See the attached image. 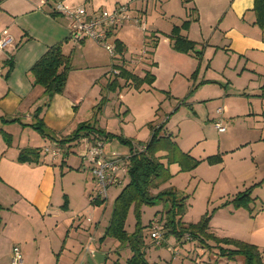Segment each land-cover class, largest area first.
I'll list each match as a JSON object with an SVG mask.
<instances>
[{"label": "rangeland", "instance_id": "obj_1", "mask_svg": "<svg viewBox=\"0 0 264 264\" xmlns=\"http://www.w3.org/2000/svg\"><path fill=\"white\" fill-rule=\"evenodd\" d=\"M193 1L181 0L182 4L187 6ZM181 2L179 0H169V2L148 0L147 3L144 1L143 5L147 4V10L144 12H137V7H135L141 2L131 3V7H128L131 18L119 26L116 32V35L123 38L125 42L124 51L122 54L117 53L118 55L114 58L104 46L94 41L99 47V50L96 49V55L97 61L101 63L98 65L101 67L82 70L84 72H81L82 77L71 80L73 85L81 83L82 86L84 84L81 88L84 100L79 106L80 115L85 117L83 119L91 121L93 125L115 135L105 139L101 137L103 151L106 155L122 156L123 161L131 153L132 148L137 147L141 142L148 141L151 134L148 126L150 121L154 126L164 123L159 134H170L182 150L191 151L189 154L196 158L201 155L219 153L224 159L223 165L221 162L216 164L202 162L194 170L179 171V167L174 166L176 163L170 164L169 170L172 176L161 184L159 189L174 187L178 197L186 196L184 212L181 215V220L185 224L195 223L205 215H209V233L217 237H228L233 234L244 235V241L258 247L256 241H264V227L255 228L254 217L251 216H254L258 206H264V184L260 182L264 167L252 158L249 145L245 147L244 143L248 138L255 139V134L260 130L256 128H264V98L254 94L259 89L255 84L246 86L251 79L257 81L259 76L252 72H241L240 66L236 70L224 69L225 57L217 54L209 60L210 57L206 55L199 81L194 83L196 79L195 72H193L195 57L188 54L187 58L174 55L166 34L173 23L177 25L180 22L179 16L182 17V21L189 17V10L186 17L187 9L184 7L181 9ZM200 2L203 10L205 7H212L213 10L217 9L219 15L222 16L228 0H200ZM211 10L209 9L208 12ZM210 16L207 12L204 16L203 30L206 35L211 34L209 32ZM190 17H192L191 14ZM219 19L220 17L216 19V22ZM190 23L186 30L189 32V37L198 39L199 28ZM3 35L6 34L0 33V36ZM157 37L159 38L154 41ZM69 39L78 42L70 37V32ZM113 40L112 37L108 39L114 46ZM203 47L204 44H196L198 50L203 51ZM209 48L214 50V47ZM86 50L79 48L76 52V59L83 55V52H87ZM191 54L194 55V51ZM86 55L91 56L90 53ZM143 55H146L147 62L141 61L144 59ZM152 61H154L153 64ZM208 62H211L209 67ZM115 63L125 68L137 65L147 67L145 69L156 75V87L150 90H138L131 85H126L125 78L116 75L119 68L112 66ZM206 68L205 77L210 80H201ZM100 69L106 71L103 74L106 77L96 82L93 87L87 84L86 80L96 75ZM145 71L141 72L145 73ZM261 77H264V72L261 73ZM114 79L117 82L111 84ZM196 84L197 87L203 84L209 88L220 89H224L222 85L230 86L234 92L233 95L227 97L220 95V98L215 92L212 99L206 101H195L191 97L188 99L196 89ZM192 88H194L193 91H191ZM201 97L203 96H199V99ZM218 107L224 111L216 116L215 111ZM195 110L198 115L195 114ZM212 116L216 117L215 120L211 119ZM218 117H222V125L225 127L223 132L215 128L214 122L218 121ZM10 119L18 120L6 122L0 117V154L18 156L25 147L38 148L41 158L44 157L49 164L55 163L53 167L58 172L57 190H60L62 185L63 192L72 194L70 196L72 199H70L78 203L76 197H83L84 182L88 181L90 187L95 186L92 197L97 196L95 181L90 177L91 171L83 167L79 169L80 160L86 164L83 153L86 145L90 144L89 139L80 140L69 147L66 155L62 154L65 148L58 147L61 155L55 161L50 153L44 152L46 146L55 147L54 141L47 136H42L31 124L32 119L20 120V117ZM79 144L83 145L82 149ZM253 144L250 145L253 146ZM161 153L163 152H158L159 155ZM63 157L66 163L62 162ZM162 160L167 163L166 159ZM62 163L63 174L60 172ZM127 181L128 177H125L121 183L111 185L108 188L106 200L96 205V215L98 216L100 211L103 218L92 247L106 253L107 258L103 264H113L115 260L124 264L126 258L131 256L130 249L125 248L126 245L113 237L107 236L102 239V242L99 241L111 218L114 200ZM246 189H250L253 200L248 208L235 209L228 201L232 200L238 192ZM155 191L157 190L153 192ZM0 196H2L1 193ZM87 196H89L88 192L85 197ZM169 204V200H157L154 204L142 205L139 217L135 215L133 208H130L127 213L125 229L128 233L135 230L138 222L142 226L143 250L148 262L152 264L243 263L244 259L241 255H235L233 258L229 255H220L219 248L213 241L203 244L201 240L189 239L185 234L178 238L174 233H169L164 237L162 226ZM81 212L86 217L89 214L88 210ZM6 215L4 213L3 217ZM153 224L163 236L160 244H157L150 235ZM258 249L264 256V245ZM5 250L6 242L0 241V264H5Z\"/></svg>", "mask_w": 264, "mask_h": 264}, {"label": "crops", "instance_id": "obj_2", "mask_svg": "<svg viewBox=\"0 0 264 264\" xmlns=\"http://www.w3.org/2000/svg\"><path fill=\"white\" fill-rule=\"evenodd\" d=\"M137 1L141 2L139 6H135L137 12L147 10V4L143 5V2L147 3L148 0ZM137 1L0 0V33L3 32L12 38V44L5 50L0 51V117L7 119L20 117V120L32 119L34 122L36 116H38L54 138L60 139L63 136L72 134L80 123L87 120L83 119L85 117L80 115L79 110L80 103L84 100V95L81 93L84 84L82 86L81 83L80 85L78 83L73 85L71 80L72 78L82 77V73H84L82 70L86 69L87 71V69L101 67V65H98L101 63L97 61L96 55V49L99 50V47L90 38H84L78 42L69 39V20L55 11V5L61 2L68 8L83 7L89 15H95L102 10L112 11L118 5L124 3L129 4L131 7V3ZM167 1L169 2V0ZM179 1L181 2V0ZM180 7L181 9L183 7L187 9L185 11L186 17L189 10L187 19H191L190 25L199 28L200 36L198 39L190 38L188 31H182V33L196 44H204L200 59L188 53L189 56L195 57L193 72H195L196 79L194 83L199 81V75L205 63V56H209V60H212L218 54L226 58L223 65L224 69L236 70L240 66L241 72L258 74L257 81L251 79L246 86L255 84L256 88L259 89L254 94L264 98V77H261V73L264 72V29L254 24L253 0H228L224 6L222 16L219 15L217 9L213 10L212 7H205L203 10L200 0H194L189 6L183 5L181 2ZM209 9L212 10L208 12ZM206 12L211 15V21L209 22L210 35H206L203 30ZM190 14L192 17H190ZM195 17L196 19L193 20ZM216 17H220L218 22H216ZM178 18H180V22L177 25L182 22V17L179 16ZM173 25H176V23H173ZM118 28L120 27L112 30L109 38L118 39L125 45L123 38L121 39L116 35ZM169 32L166 34L168 35ZM114 40L113 44L115 46ZM58 42L62 43L63 54L69 56L72 69L68 74L64 91L60 94H54L48 100L43 88L39 85H33L29 69L46 52L49 46ZM209 47H214V50ZM79 48L87 49V52H83L84 54L76 59V52ZM173 51L174 55L184 58L189 57L185 53ZM150 52L153 53V51ZM86 53H90L91 56L89 57ZM10 55H13V67L8 77L5 78V74L9 69V65L5 62ZM142 57L144 59H141V61L147 62L146 55ZM153 63L154 61H152ZM210 63L208 62V67ZM145 68L147 67L143 65L142 67L137 65L132 68L126 66V69L139 76L145 74L141 72L143 70L151 72ZM207 68L201 80H210L205 77ZM104 73L106 71L100 69L96 75L90 76L86 83L91 84L93 87L96 82L106 77L103 75ZM151 73L155 78L153 83L149 86L143 84L140 89L150 90L152 87H156V75L153 72ZM202 85L197 87L196 84V89L192 88L191 91L193 89L194 91L188 99L191 97L195 101H206L212 99L215 92H217L216 96L218 94L219 98L220 95L227 97L233 95L234 92L230 86L222 85L224 89H220ZM199 96L203 97L199 99ZM47 101L48 104H46ZM38 107H41V109L37 114L35 110ZM194 112L197 114L196 110ZM215 114L218 116L216 111ZM215 118L214 116L211 117L213 120ZM218 118L222 119V117ZM256 129L260 130L255 134V139L248 138L244 146L249 145L252 158H255L256 162L264 167V128ZM95 137L101 139L102 136L86 135L80 137L78 141L84 139L91 141V138ZM56 139H53L54 143H56ZM251 143H254L253 146L250 145ZM79 146L82 149L83 145L79 144ZM184 152L190 153L191 151L186 150ZM161 154H164V152ZM14 155L0 154V193L2 194L0 196V241L6 242L5 264L10 262L14 245H18L22 250L23 264H90L88 258L92 257L95 252L105 254L101 263L103 264L107 258L106 253L92 247L103 218L100 211L98 216L96 215L97 206L91 203L95 186L90 187L89 182L85 181L84 195L83 197H76L78 203H74L70 197L72 194L69 195L63 192L62 185L60 190H57L58 172L53 167L55 163L49 164L44 157H40L38 163L19 162L17 156ZM59 156L54 160L56 161ZM207 156L201 155L197 159H204ZM221 159V163L224 162L222 157ZM62 161L66 163L64 158ZM162 162L165 163L163 160ZM202 162L206 161L203 160ZM62 165L60 164V169ZM174 166L179 167L177 164H174ZM82 167L83 169H89L88 165L80 160L79 169H82ZM63 171L64 169L60 170L62 174ZM261 176L260 182L264 184V172L261 173ZM90 177L93 179L91 173ZM87 192L89 196L85 197ZM85 210L89 211L87 217L83 216L81 212ZM255 211L254 216H251L254 217L255 228L264 227V206H258ZM4 213L7 215L3 217ZM228 237L245 240L244 235L240 234H233V236ZM99 241L102 242V237ZM256 244L260 248L264 245V241H256ZM124 247L129 249L127 245ZM262 259H264V256H262ZM93 264L97 263L94 262Z\"/></svg>", "mask_w": 264, "mask_h": 264}, {"label": "trees", "instance_id": "obj_3", "mask_svg": "<svg viewBox=\"0 0 264 264\" xmlns=\"http://www.w3.org/2000/svg\"><path fill=\"white\" fill-rule=\"evenodd\" d=\"M126 5L129 7V4L126 3ZM252 10L255 14L254 24L264 29V0H253ZM195 19L196 17L193 18V20ZM190 21L191 19H186L179 25H173L168 37L173 50L185 54L194 51V56L200 59L202 50L196 49V43L182 33V31L187 30ZM114 43V50L116 51L112 56L113 58L116 57V53L122 54L124 50V45L121 41L116 39ZM5 63L9 65V69L5 74V78H7L13 67V55L8 56ZM112 66L119 68L116 75L123 76L126 83L138 90L143 84L151 85L155 79L154 75L149 71L145 72L143 76H139L123 66L116 64ZM71 69L70 58L63 54L62 43L58 42L48 47L46 52L32 64L29 72L33 79V85L41 86L49 100L54 94H60L64 91ZM115 82H117L116 79L112 80L111 84ZM48 103L47 101L46 104ZM40 109L41 107H38L35 112L38 114ZM2 119L6 122L18 120L3 117ZM31 124L42 136H47L52 140L56 139L46 129L38 116ZM148 126L151 131L150 138L147 142L139 144V146L144 147L143 150L132 148L131 153L128 155L125 174V177H128V181L114 200L111 218L102 239L110 236L129 247L131 256L126 258L124 264H152L145 259L143 250L144 239L140 222L137 223L132 233H128L125 229L126 216L130 208H133L135 215L139 217L142 205H151L157 200H169L170 204L162 226L164 237L169 233H174L178 238L185 234L189 239L201 240L203 244L207 241H213L219 248L220 255H229L230 258L235 255H241L244 259L242 264H264L262 255L255 244L227 236L217 237L209 233V215H205L195 223L185 224L181 220V215L184 212L186 196L178 197L174 187L159 189L161 184L172 176L169 171L170 164L176 163L179 166V171H191L203 160L208 164L221 162V155H210L204 159L194 158L188 152L182 151L170 134H159V130L163 128L164 123L154 126L152 122H149ZM91 134L95 136L101 135L104 139L109 136H115L113 133L105 132L103 129L93 125L88 120L80 123L72 134L56 139L54 146L64 147L62 154L66 155L69 152V147L76 144L80 137L91 136ZM159 151L164 152V154L159 155ZM39 158V149L30 147L23 148L17 156L19 162L38 163ZM162 159H166L167 163H163ZM154 190L157 191L153 192ZM105 200L99 197H92L91 203L92 205H99ZM252 200L250 189H246L243 192H238L228 203L231 202L234 208H248ZM113 264L121 263L119 260H115Z\"/></svg>", "mask_w": 264, "mask_h": 264}, {"label": "built area", "instance_id": "obj_4", "mask_svg": "<svg viewBox=\"0 0 264 264\" xmlns=\"http://www.w3.org/2000/svg\"><path fill=\"white\" fill-rule=\"evenodd\" d=\"M55 11L69 20V32L70 37L76 41L84 38H90L96 43L105 47L111 56L115 54L114 46L108 41L109 35L114 28H117L127 22L131 16L128 12V5H118L112 11H99L95 15H89L85 8H68L61 2L56 3ZM12 44V38L10 36L0 37V51L5 50ZM114 72H117L114 70ZM217 114H221V108H217ZM215 128L219 132L225 131V127L222 125V119L214 122ZM89 145H86L83 153L84 160L88 165L95 185L97 187V196L100 199H106L108 196V188L111 185L119 184L124 179L126 174V160L124 161L122 156L106 155L103 151V141L100 138L92 139ZM143 146H135L134 149L143 150ZM45 153H50L53 158L60 155V149L58 147L44 148ZM151 237L160 244L163 238L162 234L158 231V228L153 224ZM9 264H23L22 250L18 245H14L11 251V258Z\"/></svg>", "mask_w": 264, "mask_h": 264}, {"label": "water", "instance_id": "obj_5", "mask_svg": "<svg viewBox=\"0 0 264 264\" xmlns=\"http://www.w3.org/2000/svg\"><path fill=\"white\" fill-rule=\"evenodd\" d=\"M105 254L95 252L92 257L88 258V261L90 264H93L94 262L97 264H101L104 260Z\"/></svg>", "mask_w": 264, "mask_h": 264}]
</instances>
